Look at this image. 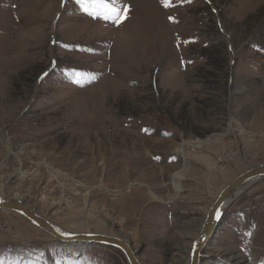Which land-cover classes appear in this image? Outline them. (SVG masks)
<instances>
[{
	"label": "rangeland",
	"instance_id": "374dc122",
	"mask_svg": "<svg viewBox=\"0 0 264 264\" xmlns=\"http://www.w3.org/2000/svg\"><path fill=\"white\" fill-rule=\"evenodd\" d=\"M122 4L117 27L77 0H0V196L122 239L141 264H188L219 192L264 163V0ZM0 264L126 262L0 211ZM200 264H264V179L225 210Z\"/></svg>",
	"mask_w": 264,
	"mask_h": 264
},
{
	"label": "water",
	"instance_id": "95a60500",
	"mask_svg": "<svg viewBox=\"0 0 264 264\" xmlns=\"http://www.w3.org/2000/svg\"><path fill=\"white\" fill-rule=\"evenodd\" d=\"M263 179L264 163L241 173L219 192L218 196L205 214L196 238L191 243L188 264H200L201 252L211 240L216 229L220 225L225 210L238 197L243 189ZM0 211L12 212L20 216L33 227L62 244L99 245L119 252L123 256L126 264H141L138 252L133 250L132 247L124 240L114 236L97 233H69L57 227L46 218L37 214L35 211L30 210L22 201L18 199L6 198L3 196L0 197ZM217 212L221 213L219 219L216 218ZM63 233H67L68 235H63Z\"/></svg>",
	"mask_w": 264,
	"mask_h": 264
},
{
	"label": "snow or ice",
	"instance_id": "6c2138e0",
	"mask_svg": "<svg viewBox=\"0 0 264 264\" xmlns=\"http://www.w3.org/2000/svg\"><path fill=\"white\" fill-rule=\"evenodd\" d=\"M62 4L64 0H61ZM190 2V0H189ZM77 3L81 6V10L93 19H103L105 22L112 23L117 27L120 26L127 18L130 11V7L127 4H122L121 7L116 6V0L106 2V0H77ZM161 4L167 8L171 5V0H161ZM99 6V7H97ZM100 9H103L101 11ZM171 20L172 18L169 17ZM74 83H79L74 81ZM220 212L216 213V218L219 219ZM63 235H68L63 233Z\"/></svg>",
	"mask_w": 264,
	"mask_h": 264
},
{
	"label": "bare ground",
	"instance_id": "6f19581e",
	"mask_svg": "<svg viewBox=\"0 0 264 264\" xmlns=\"http://www.w3.org/2000/svg\"><path fill=\"white\" fill-rule=\"evenodd\" d=\"M39 20V19H38ZM214 140H218V138H215ZM196 145H199V142H196L195 143ZM184 171H179V172H177L176 174H175V178H174V188H175V191L176 192H179V190H180V184H179V182H180V180L183 178V175H184V173H183ZM18 175H20L22 178H25L28 174H26V173H24L23 171H18ZM0 194L2 195L3 193H2V189H1V191H0ZM0 197H2V196H0Z\"/></svg>",
	"mask_w": 264,
	"mask_h": 264
},
{
	"label": "built area",
	"instance_id": "2783aa9c",
	"mask_svg": "<svg viewBox=\"0 0 264 264\" xmlns=\"http://www.w3.org/2000/svg\"><path fill=\"white\" fill-rule=\"evenodd\" d=\"M43 197H45V196H43Z\"/></svg>",
	"mask_w": 264,
	"mask_h": 264
}]
</instances>
